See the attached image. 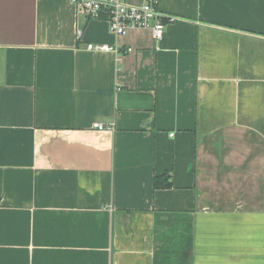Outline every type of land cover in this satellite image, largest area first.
Instances as JSON below:
<instances>
[{
	"label": "crops",
	"instance_id": "crops-1",
	"mask_svg": "<svg viewBox=\"0 0 264 264\" xmlns=\"http://www.w3.org/2000/svg\"><path fill=\"white\" fill-rule=\"evenodd\" d=\"M158 2L0 0V264H264V0Z\"/></svg>",
	"mask_w": 264,
	"mask_h": 264
},
{
	"label": "built area",
	"instance_id": "built-area-1",
	"mask_svg": "<svg viewBox=\"0 0 264 264\" xmlns=\"http://www.w3.org/2000/svg\"><path fill=\"white\" fill-rule=\"evenodd\" d=\"M79 12L92 18H103L108 24L110 32L116 35H125L131 29L147 28L153 37L159 40L164 35L166 22L172 16L162 11L158 0H143L141 4H129L125 0H70ZM89 51H110L117 54L119 59L120 49L106 43H87ZM123 52H130L132 48L126 47ZM93 128L104 129L102 122H94ZM172 135V133L170 134Z\"/></svg>",
	"mask_w": 264,
	"mask_h": 264
},
{
	"label": "trees",
	"instance_id": "trees-1",
	"mask_svg": "<svg viewBox=\"0 0 264 264\" xmlns=\"http://www.w3.org/2000/svg\"><path fill=\"white\" fill-rule=\"evenodd\" d=\"M154 188H168L171 186L170 176L166 173L156 175L153 178Z\"/></svg>",
	"mask_w": 264,
	"mask_h": 264
}]
</instances>
